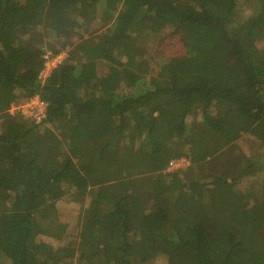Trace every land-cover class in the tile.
<instances>
[{
  "label": "trees",
  "instance_id": "trees-1",
  "mask_svg": "<svg viewBox=\"0 0 264 264\" xmlns=\"http://www.w3.org/2000/svg\"><path fill=\"white\" fill-rule=\"evenodd\" d=\"M0 264H264V0H0Z\"/></svg>",
  "mask_w": 264,
  "mask_h": 264
},
{
  "label": "rangeland",
  "instance_id": "rangeland-1",
  "mask_svg": "<svg viewBox=\"0 0 264 264\" xmlns=\"http://www.w3.org/2000/svg\"><path fill=\"white\" fill-rule=\"evenodd\" d=\"M165 41L169 44V43L172 42V38L166 39ZM173 42H174V44L177 42V40H176L175 37L173 38ZM172 53L173 54H182L183 51L181 49H174V50L172 49ZM64 57H65V53L62 54V55H60V56H58V57H56L55 60H54L55 64L57 65L58 62H61ZM160 59H162V58H158L157 60H160ZM157 60L153 59L154 62H156ZM48 62L51 65L53 64V63H51V60L50 59H49ZM13 108L14 107H12L10 109L11 112H12V109ZM256 143L257 144L255 145V147H257V146L259 147L260 142L257 141ZM189 164H190V162H189L188 159H186V162L183 163L184 166H189ZM213 168H216V167H213ZM209 170H211V168L209 166H206V172H208ZM67 204H68V202H66V201H60L59 202V205H58L59 211L61 213L62 218L67 219V220L76 221L77 216H78V213H80V211H81V208H84V209L87 208V205L86 204L85 205H82V204H80L78 202H74V201H73L72 205H67Z\"/></svg>",
  "mask_w": 264,
  "mask_h": 264
},
{
  "label": "built area",
  "instance_id": "built-area-1",
  "mask_svg": "<svg viewBox=\"0 0 264 264\" xmlns=\"http://www.w3.org/2000/svg\"><path fill=\"white\" fill-rule=\"evenodd\" d=\"M50 58H47V62H46V70L44 72V74L48 73V70H51L52 66H55V62L54 60H51V63H53L52 65L48 62ZM16 110H20L22 113L24 114H28L30 113H34L35 116H40L41 114H43L44 110H45V104L43 102H41V100L36 96L33 97L31 100L29 101H25L24 104L18 105V106H14V108L12 109V112L16 111ZM186 162V159H181L178 161H172L171 162V168L174 167H180V166H184L183 163Z\"/></svg>",
  "mask_w": 264,
  "mask_h": 264
}]
</instances>
